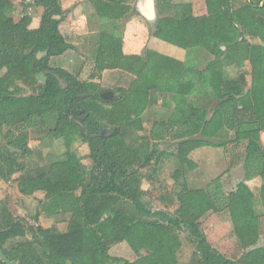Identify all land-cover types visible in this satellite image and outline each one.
Returning a JSON list of instances; mask_svg holds the SVG:
<instances>
[{"label": "trees", "instance_id": "trees-1", "mask_svg": "<svg viewBox=\"0 0 264 264\" xmlns=\"http://www.w3.org/2000/svg\"><path fill=\"white\" fill-rule=\"evenodd\" d=\"M23 1L22 18L16 23L10 20L11 25L3 18L12 12L13 3L0 0V20L5 22L0 24V181L9 182L18 174L20 195L43 193L50 212L69 213L71 218L65 232L26 226L1 200L0 247L7 259L13 264H178L180 235L185 234L193 246L189 264H264L255 195L248 187L249 182L261 180L258 194L264 210V0H244L236 9L231 0H203L206 11L201 17L192 16L187 5L179 15L171 14V2L157 0L159 11L168 13L156 21L150 43L173 46L176 50L165 49L173 57L149 46L144 56L120 57L95 48L90 59L93 70H119L136 79L147 71L154 81L159 73L169 74L167 79L174 73L175 87L159 88L153 82L114 92L91 90L90 83L77 75L50 67L51 58L76 50L60 32L62 21L54 19L62 16L60 0ZM90 3L102 38L109 37L120 49L123 25L117 22L132 10L130 4L126 0ZM37 8L42 9L39 25L30 29L29 11ZM45 51L47 55L37 59ZM53 75L65 80V89ZM106 93L118 97L107 102ZM245 93L250 104L241 107L239 97ZM158 99L169 110L168 116L154 121L141 142L128 139L144 132L143 114ZM42 128L47 129V137L61 140L64 152L34 175L39 167H27L33 153L28 141L31 132ZM104 129L112 134L95 137ZM166 139L176 142L175 149L159 151L158 143ZM76 143L87 146L89 168L73 150ZM231 145L243 146V177L235 191L226 194L220 178L205 189L183 184L171 198L176 205L173 214L147 208L143 169L169 160L176 164L175 177L184 176L193 169L188 158L192 152ZM150 178L151 174L145 179ZM224 210L244 250L236 260L210 245L200 222L204 214ZM105 216L108 225L100 230ZM120 243L137 256L134 261L109 254ZM0 264L4 263L0 260Z\"/></svg>", "mask_w": 264, "mask_h": 264}, {"label": "rangeland", "instance_id": "rangeland-1", "mask_svg": "<svg viewBox=\"0 0 264 264\" xmlns=\"http://www.w3.org/2000/svg\"><path fill=\"white\" fill-rule=\"evenodd\" d=\"M13 3L12 12L5 14L4 21L8 24L16 23L22 18V9L24 6L23 0H11ZM29 1V0H27ZM132 10L120 21L117 22L123 29L120 31V49L117 43L105 38L101 32L103 30L100 26L95 10L90 3L91 0H60L62 8V16L56 20H61L60 32L76 47L75 51H69L61 57L51 58L49 65L52 68H62L65 71L77 75L80 80L87 81L91 85V90L104 89L109 92H114L117 88L127 89L128 87L144 88L152 85L159 87L162 85H173L175 87L174 73L171 78L167 79L169 74L159 73L158 77L153 80V76H148L147 71L140 78H134L133 75L123 71H101L93 70V62L90 59V52L95 48L102 50V53L113 52L112 54L120 57L121 55H140L144 56L145 51L150 46L152 50L160 54L173 57L174 54L169 55L165 49L173 48V46L165 43H150V34L154 30L155 23L158 19L167 16L168 12H160V8L156 5L157 0H153V16L148 18L143 11L142 2L139 0H126ZM173 5V12L179 15L183 6H190L192 16L201 17L205 15V6L203 0H169ZM244 0H231L232 8L236 9L243 4ZM137 4H139L137 6ZM42 9H31L29 15L31 17L30 29L36 28L39 25ZM11 20V21H10ZM0 20V24H5ZM12 25V24H11ZM125 25L129 28L125 29ZM135 26V28L131 26ZM119 31V30H118ZM251 44L260 43L259 40L247 39ZM103 46H102V45ZM105 46V47H104ZM159 46V48H157ZM104 47V48H103ZM176 50V49H175ZM42 58V56H41ZM248 65V64H247ZM246 67L248 68V66ZM234 69V68H233ZM234 71L237 73L236 69ZM249 71V69H247ZM171 74V73H170ZM235 74V73H234ZM147 77V78H146ZM135 79V80H134ZM160 79H163L160 81ZM39 80H43L39 77ZM41 81H39L41 83ZM249 81V76H248ZM29 92L26 91L25 94ZM186 97H184L185 99ZM107 102L115 99L109 97L105 98ZM183 99V100H184ZM187 102V99L184 103ZM199 105L205 106L207 109L212 107V103L205 101L199 102ZM250 104L249 94H244L239 97V106L247 107ZM162 100L158 99L157 105H152L145 110L143 114L144 132L132 134L128 139H135L138 143L141 142L142 137L150 130L154 121L165 119L168 116L169 110L162 106ZM168 111V112H167ZM167 112V113H166ZM210 114V113H209ZM109 128V126L107 127ZM47 129H39L30 133L28 146L32 149V156L27 160V167H39L34 169L41 171L50 161L60 157L64 152V146L61 140L51 139L46 136ZM67 134V132H65ZM65 134V135H66ZM109 137V136H108ZM261 143L264 146V136H261ZM1 145V140H0ZM159 151L170 152L176 147V142L171 139L158 143ZM73 150L82 159L84 167H90V161L87 157L88 148L85 144L76 143ZM242 151L243 146H228L225 149H215L211 147H204L197 149L189 155V159L193 162L192 170H187L185 175L175 177L176 164L173 161H164L160 164H153L149 169L142 170L144 177L141 182V187L146 191L143 201L147 204V208L152 212L166 211L173 214L176 205L171 203L172 196L177 192V188L185 184L191 189H205V187L216 178H220L223 183V190L226 194L235 191L239 182L243 177L242 169ZM36 174V171L34 175ZM150 180L145 178H149ZM18 174L14 175L9 182L0 181V201L5 200L12 215L20 218L26 226H40L41 228L56 227L58 231L65 232L70 221L71 215L69 213H52L44 204V194L36 193L31 197H24L19 194L16 187V179ZM261 180L256 179L249 182L248 187L255 195L254 208L259 215L260 221V237L258 246H264V210L262 209L259 199V186ZM120 205H125L121 203ZM210 210L212 208L210 207ZM106 216L103 218V220ZM37 219V220H36ZM202 230L210 245L220 254L228 259L236 260L243 253L240 248L232 229V222L228 211H220L217 213L208 212L200 219ZM108 225V219H105L100 227L103 230ZM181 248L178 253V264H189L193 246L185 234L180 235ZM112 257L121 258L127 261H134L137 256L131 251L126 243H120L112 247L109 251Z\"/></svg>", "mask_w": 264, "mask_h": 264}, {"label": "water", "instance_id": "water-1", "mask_svg": "<svg viewBox=\"0 0 264 264\" xmlns=\"http://www.w3.org/2000/svg\"><path fill=\"white\" fill-rule=\"evenodd\" d=\"M147 1V3H148V6H147V8L144 10L143 9V11H145L144 12V14L148 17V18H150V15L151 16H153V8H154V6H153V0H146ZM54 19H58V16H56V17H54ZM47 55V52L45 51V52H41V53H38L37 54V59H40L41 58V56H46ZM48 73H50V72H48ZM51 74V73H50ZM54 77H55V79L57 80V82H58V85L60 86V88L61 89H65L66 88V86H67V83L65 82V80H63V79H61L58 75H53ZM80 97H84V96H80ZM103 97L104 98H109V97H111V98H113V99H115V98H117L118 97V94L117 93H106L105 95H103ZM112 134V132L110 131V130H108V129H104L102 132H100L98 135H96L95 137H99V138H107L109 135H111ZM0 260L4 263V264H13L11 261H9L8 259H7V257L5 256V254H4V252L2 251V249H1V247H0Z\"/></svg>", "mask_w": 264, "mask_h": 264}, {"label": "flooded vegetation", "instance_id": "flooded-vegetation-1", "mask_svg": "<svg viewBox=\"0 0 264 264\" xmlns=\"http://www.w3.org/2000/svg\"><path fill=\"white\" fill-rule=\"evenodd\" d=\"M140 2H142V8L145 10L146 8H147V6H148V3H147V1L146 0H139V3ZM139 4H137V6H138ZM146 7V8H145ZM152 16L150 15V18H151Z\"/></svg>", "mask_w": 264, "mask_h": 264}, {"label": "crops", "instance_id": "crops-1", "mask_svg": "<svg viewBox=\"0 0 264 264\" xmlns=\"http://www.w3.org/2000/svg\"><path fill=\"white\" fill-rule=\"evenodd\" d=\"M131 27L135 28V26H131ZM128 28H129V26L128 25H125V29H128Z\"/></svg>", "mask_w": 264, "mask_h": 264}]
</instances>
